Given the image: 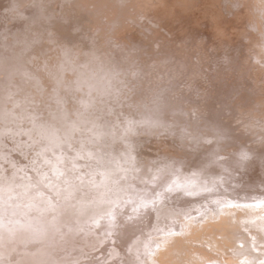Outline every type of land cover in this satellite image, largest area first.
I'll return each mask as SVG.
<instances>
[{"label": "rangeland", "instance_id": "rangeland-1", "mask_svg": "<svg viewBox=\"0 0 264 264\" xmlns=\"http://www.w3.org/2000/svg\"><path fill=\"white\" fill-rule=\"evenodd\" d=\"M262 11L0 0V264H233L223 249L253 248L263 223L239 205L264 200ZM224 208L244 219L201 221L166 253Z\"/></svg>", "mask_w": 264, "mask_h": 264}, {"label": "bare ground", "instance_id": "bare-ground-1", "mask_svg": "<svg viewBox=\"0 0 264 264\" xmlns=\"http://www.w3.org/2000/svg\"><path fill=\"white\" fill-rule=\"evenodd\" d=\"M180 4V3H179ZM42 6V5H41ZM180 7H182V6H180ZM184 10H188V9H184ZM151 15V14H150ZM190 16V15H189ZM241 19V18H240ZM243 20V19H242ZM238 21V20H237ZM246 21V20H245ZM244 21V22H245ZM183 22V21H182ZM186 23V22H185ZM242 23H243V21H242ZM220 24V23H219ZM232 24V23H231ZM237 24V23H236ZM245 24V23H244ZM227 30H225V32H226ZM245 31V30H244ZM241 33V32H240ZM186 36V35H185ZM259 39V38H258ZM231 41H233L232 39H231ZM262 41V40H261ZM179 42V41H178ZM228 43H229V41H228ZM253 43V42H252ZM260 43V42H259ZM250 44V43H249ZM248 44V45H249ZM232 45H233V43H232ZM260 45V44H259ZM253 46H255V45H253ZM261 46V45H260ZM249 47V46H248ZM251 47V46H250ZM262 47V46H261ZM264 48V47H263ZM260 49V48H259ZM263 50V49H262ZM259 51V50H258ZM250 52V51H249ZM260 52V51H259ZM253 53V52H252ZM250 54V53H249ZM255 54V53H254ZM253 55V54H252ZM263 59V58H262ZM247 63V62H246ZM262 63V62H261ZM260 63V64H261ZM255 68V67H254ZM254 76V75H253ZM249 78H251V77H249ZM254 78V77H253ZM249 86V85H248ZM252 87V86H251ZM249 89H250V87H249ZM112 92V91H111ZM242 93V92H241ZM111 94V93H110ZM114 94V93H113ZM243 94V93H242ZM247 94V93H246ZM255 95L257 94V93H254ZM249 95H251V94H249ZM242 96V95H241ZM240 96V97H241ZM251 96H253L254 97V95H251ZM258 96V95H257ZM260 96V95H259ZM114 97V96H113ZM243 98H244V96H242ZM250 97V96H249ZM246 98H248V97H246ZM254 98H258V97H254ZM253 98V99H254ZM260 99V98H259ZM240 100H243L244 101V99H240ZM250 100V99H249ZM196 101V100H195ZM252 102H254V101H252ZM200 103V102H199ZM241 103V102H240ZM238 106V105H237ZM249 107V106H248ZM241 109V108H240ZM247 109H249V108H247ZM215 111V110H214ZM129 112H131V111H129ZM133 113V112H132ZM211 114V113H210ZM174 115V114H173ZM188 115H189V113H188ZM161 117V116H160ZM203 117V116H202ZM170 118V117H169ZM124 119V118H123ZM122 119V120H123ZM241 119V118H240ZM247 119V118H246ZM158 120V119H157ZM178 122V121H177ZM125 123H127V122H125ZM188 124V123H187ZM124 126V125H123ZM193 127V126H192ZM187 130V129H186ZM130 131V130H129ZM187 134V133H186ZM197 134V133H196ZM206 136V135H205ZM226 137V136H225ZM246 138V137H245ZM258 139V138H257ZM176 142V141H175ZM123 143V142H122ZM181 143V142H180ZM260 144V143H259ZM229 145V144H228ZM231 146V145H230ZM230 148V147H229ZM232 149V148H231ZM237 152H239V150L237 151ZM239 154V153H238ZM237 154V155H238ZM218 167V166H217ZM216 167V168H217ZM174 187V186H173ZM197 188V187H196ZM198 190V189H197ZM196 190V191H197ZM226 202H224L223 204H225ZM251 203H253V204H244L245 206H247V208L244 206V205H239V208L240 209H242V210H244L245 211V213H246V217H245V221L246 222H249V220H251L252 222H253V224H254V226H255V228L256 227H260L261 226V224L263 223V226L262 227H264V200H262V201H258V202H251ZM220 206V205H219ZM214 210V209H213ZM235 208H232V210L230 209V208H224V209H222V212H221V214H220V210H218L217 211V209H215L214 211H211L210 213L208 212V215H205V216H203L202 218H199V216H200V214H198L199 216L198 217H196V219H195V221L193 222V223H191V225L192 224H195V227L193 228L192 227V229H191V227H190V224H188L189 225V227H190V233H187V234H190V236L189 237H187L185 240L184 239H182V238H179V239H175V240H173V244H171V246H169L168 245V247H167V244H165V247H166V253H169L171 250L172 251H174L175 252V250L176 249H179V248H181L182 247V245L183 244H185V243H187V241L188 242H190V241H197L199 238V232H200V230H199V226L201 225V224H199L201 221L203 222V225L201 226L202 227V229L205 231V228H208V227H219V226H223V225H227L226 224V222L227 221H229V220H231L232 219V221H233V219L235 218L236 220L238 219V220H243L244 218L243 217H240V215H239V213L238 212H236V216H234L233 214L235 213ZM202 214V213H201ZM203 214H207V213H203ZM227 214V215H226ZM218 216L220 217V222H213V220H218V219H216V218H218ZM238 216L240 217V219L238 218ZM207 218V220L205 221V219ZM243 218V219H242ZM206 222V223H205ZM234 222H236V221H234ZM230 224V223H229ZM187 225V226H188ZM238 224H236V226H237ZM241 225V224H240ZM186 225L184 226L185 227V229H184V231L185 232H187L186 230L188 229V227H187ZM193 226V225H192ZM229 226V225H228ZM253 226V227H254ZM242 228H244V227H242ZM249 229V228H248ZM189 230V229H188ZM244 230H246L245 228H244ZM250 232H252V231H250ZM262 232H264V228L262 229ZM254 234V233H253ZM237 236V235H236ZM213 241H209V243H210V245H213L214 243L216 244L217 243V241L213 238L212 239ZM253 240H254V247L252 248V247H247V245H245L243 248H239L237 251H235V252H228L227 250H225V249H223V256L226 258V260L227 259H229V255L230 254H233V255H239V253L241 254V253H243V255H241V256H236V258H234V261H233V264L234 263H236V262H238V260H240V258H242V257H247V258H245L246 260H244V262H246L245 264H264V233H257L256 232V234L254 235V237H253ZM169 241H172V240H169ZM164 243V242H163ZM195 243V242H194ZM243 244V243H242ZM163 245V244H162ZM175 245V247H173ZM253 246V245H252ZM164 247V246H163ZM164 247V248H165ZM236 250V249H235ZM188 252H190V251H188ZM245 253V254H244ZM160 254H161V252H160ZM173 255H174V253H172ZM172 254H170V255H172ZM176 255V254H175ZM160 256V255H159ZM162 256H163V254L159 257V260H158V263H155V264H171L170 263V260H167V262L166 261H164L163 260V258H162ZM216 257H218V256H216V254L214 255H209V256H204L203 257V261L201 262V263H199V264H206V263H208V262H210V261H212V260H214ZM231 257H233V256H230V258ZM236 259V260H235ZM244 259V258H243ZM153 260H155V259H153ZM248 262V263H247ZM154 263V262H153ZM150 264H152V263H150ZM196 264V263H195Z\"/></svg>", "mask_w": 264, "mask_h": 264}, {"label": "clouds", "instance_id": "clouds-1", "mask_svg": "<svg viewBox=\"0 0 264 264\" xmlns=\"http://www.w3.org/2000/svg\"><path fill=\"white\" fill-rule=\"evenodd\" d=\"M261 15H264V11L261 12Z\"/></svg>", "mask_w": 264, "mask_h": 264}]
</instances>
